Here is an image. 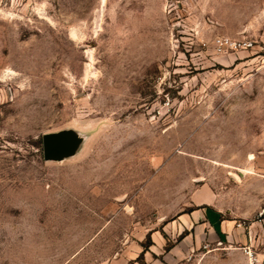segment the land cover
<instances>
[{
    "label": "rangeland",
    "instance_id": "rangeland-1",
    "mask_svg": "<svg viewBox=\"0 0 264 264\" xmlns=\"http://www.w3.org/2000/svg\"><path fill=\"white\" fill-rule=\"evenodd\" d=\"M263 34L264 0H0V264H168L204 202L263 224Z\"/></svg>",
    "mask_w": 264,
    "mask_h": 264
},
{
    "label": "crops",
    "instance_id": "crops-1",
    "mask_svg": "<svg viewBox=\"0 0 264 264\" xmlns=\"http://www.w3.org/2000/svg\"><path fill=\"white\" fill-rule=\"evenodd\" d=\"M260 40L264 45V34L260 36ZM221 207L223 206L204 202L201 208L193 210L191 216L184 218V229L187 231L178 243L183 247L174 244L165 253L164 260L168 264H175L176 261L184 263L183 257L190 249L189 243L192 246L202 240L212 239L217 246L224 245L228 248V254H239L240 264H264V223L253 220L248 226H244L236 216H224ZM260 241L263 244L258 247Z\"/></svg>",
    "mask_w": 264,
    "mask_h": 264
},
{
    "label": "built area",
    "instance_id": "built-area-1",
    "mask_svg": "<svg viewBox=\"0 0 264 264\" xmlns=\"http://www.w3.org/2000/svg\"><path fill=\"white\" fill-rule=\"evenodd\" d=\"M253 45H254L253 40L241 39V38L233 39L230 37L219 36L216 37V39L214 40V47L216 48V51L219 53H224L228 50L233 51L238 49H247L249 47H252ZM251 264H253V262Z\"/></svg>",
    "mask_w": 264,
    "mask_h": 264
},
{
    "label": "water",
    "instance_id": "water-1",
    "mask_svg": "<svg viewBox=\"0 0 264 264\" xmlns=\"http://www.w3.org/2000/svg\"><path fill=\"white\" fill-rule=\"evenodd\" d=\"M42 143L43 152L46 157L60 154L67 147V143L64 140L53 137L52 135H45L42 139Z\"/></svg>",
    "mask_w": 264,
    "mask_h": 264
}]
</instances>
